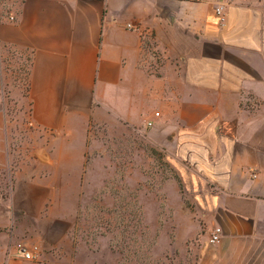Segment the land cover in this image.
Wrapping results in <instances>:
<instances>
[{
  "label": "crops",
  "instance_id": "obj_1",
  "mask_svg": "<svg viewBox=\"0 0 264 264\" xmlns=\"http://www.w3.org/2000/svg\"><path fill=\"white\" fill-rule=\"evenodd\" d=\"M130 23L150 30L146 49ZM15 56L34 128L20 151L6 97ZM101 124L141 130L167 155L173 206L199 229L184 189L206 224L180 236L195 238V264H264V0H0V264H122L111 237L77 233ZM19 240L41 258L13 254Z\"/></svg>",
  "mask_w": 264,
  "mask_h": 264
},
{
  "label": "rangeland",
  "instance_id": "obj_2",
  "mask_svg": "<svg viewBox=\"0 0 264 264\" xmlns=\"http://www.w3.org/2000/svg\"><path fill=\"white\" fill-rule=\"evenodd\" d=\"M11 66L12 87L7 89L6 97L14 121L15 147L20 151L23 143L32 140L34 128L25 59L15 56ZM91 131L92 137L99 140L102 155L88 157L77 233L92 243L98 242V236L111 237L120 249L125 248L127 254L123 255L122 264H195L191 243L196 240L186 238L189 233L206 232V224L204 218L197 216L199 213L186 198L184 189L182 200L190 214L198 218L199 229L184 222L187 216L179 215V209L173 206L171 183L178 175L167 155L146 143L144 133L138 129H117L114 134L106 124H101ZM2 180L8 183L9 177ZM0 186V198L7 199L10 185ZM5 211L0 208V213ZM181 235L186 238H180ZM21 241L29 243L15 241L12 250ZM137 254L146 258L137 259Z\"/></svg>",
  "mask_w": 264,
  "mask_h": 264
},
{
  "label": "built area",
  "instance_id": "obj_3",
  "mask_svg": "<svg viewBox=\"0 0 264 264\" xmlns=\"http://www.w3.org/2000/svg\"><path fill=\"white\" fill-rule=\"evenodd\" d=\"M219 1L224 5L226 2H230L231 0H219ZM222 9H223V6H220L218 7L217 10L218 12H220ZM9 18L12 21L15 20L14 15H10ZM128 28L140 33L142 40H143L142 42L144 44L143 47L144 49H146L145 39L151 36L150 30L147 28H144L141 25H136L132 23L128 24ZM157 56H158V52L156 51V49L152 48V46H147L146 58H148L147 62L150 66L154 65V62L156 61ZM156 115H159V113L156 112ZM148 124L150 125L151 122H149ZM221 236H222V228L217 226L213 230L210 241L212 243L218 242ZM13 252L16 255L22 258L28 259V260H38L41 258L42 249L38 244H29L24 241H21L15 245Z\"/></svg>",
  "mask_w": 264,
  "mask_h": 264
},
{
  "label": "trees",
  "instance_id": "obj_4",
  "mask_svg": "<svg viewBox=\"0 0 264 264\" xmlns=\"http://www.w3.org/2000/svg\"><path fill=\"white\" fill-rule=\"evenodd\" d=\"M122 222H124V221H122ZM111 245H112L113 248L117 249V250L121 253L122 257H123V255L127 254L126 251H125V248L122 247V248L120 249L119 246H118V243H115L113 239L111 240ZM136 256H137V259H138L139 257H140V258L142 257V256L139 255V254H137ZM145 258H146V257H143V258H141V259H145ZM147 258H148V256H147Z\"/></svg>",
  "mask_w": 264,
  "mask_h": 264
}]
</instances>
